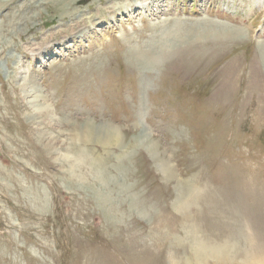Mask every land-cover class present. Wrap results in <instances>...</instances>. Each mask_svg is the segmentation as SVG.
Segmentation results:
<instances>
[{"label":"rangeland","instance_id":"rangeland-1","mask_svg":"<svg viewBox=\"0 0 264 264\" xmlns=\"http://www.w3.org/2000/svg\"><path fill=\"white\" fill-rule=\"evenodd\" d=\"M260 1L0 0V264L264 259Z\"/></svg>","mask_w":264,"mask_h":264},{"label":"bare ground","instance_id":"bare-ground-1","mask_svg":"<svg viewBox=\"0 0 264 264\" xmlns=\"http://www.w3.org/2000/svg\"><path fill=\"white\" fill-rule=\"evenodd\" d=\"M60 1V0H59ZM259 0H252V3L251 4H255L254 2H257ZM261 2V1H260ZM264 2H261V4L259 3V5L263 6ZM111 16H113L111 14ZM237 32H240L239 30ZM236 33V32H235ZM264 46V45H263ZM36 108H37V111H38V114H43V115H47L48 111L46 109V106L45 105H42V106H39V105H36ZM85 130H86V135L84 136H80V135H77V134H73V140H77V141H81V139H86V140H91L94 135H97L99 139L103 140V142H107L109 143L111 140H114V141H117L120 142L121 141V137L118 135L116 129L111 126V125H107V124H101L100 126L97 127V131H95V128H94V125L89 122L86 124V127H85ZM167 167L170 169L169 171H172L171 170V167L169 164H167ZM164 170L166 169L165 167L163 168ZM180 206H185V203L184 202H180L178 204V207ZM201 239V238H200ZM202 241H198L197 243V246L198 248H205V249H208V245L207 243L205 244L203 241V239H201ZM208 251L212 252L213 250L211 248L208 249ZM216 253V252H215ZM214 253V255H215ZM193 254H195V257L197 258V261L199 264L203 261V260H206L207 258V255H201L197 252V250H195L193 252ZM259 264H264V259L262 258L261 261L259 260L258 262ZM257 263V264H258Z\"/></svg>","mask_w":264,"mask_h":264}]
</instances>
